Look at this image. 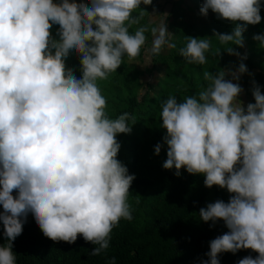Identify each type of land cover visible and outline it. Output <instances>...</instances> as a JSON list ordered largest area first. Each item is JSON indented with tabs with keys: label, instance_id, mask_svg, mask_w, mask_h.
I'll use <instances>...</instances> for the list:
<instances>
[{
	"label": "clouds",
	"instance_id": "1",
	"mask_svg": "<svg viewBox=\"0 0 264 264\" xmlns=\"http://www.w3.org/2000/svg\"><path fill=\"white\" fill-rule=\"evenodd\" d=\"M152 2L89 0V7L75 0H0V221L8 241L0 246V264H15L12 241L21 235L29 213L53 241L71 244L81 235L98 245L93 256L108 249L121 218L133 219L128 197L135 175L117 159L121 145L116 136L130 133L128 121L134 125L136 117L125 112L108 118L97 81L116 72L125 55L139 56L149 31L153 55L165 45L176 48L166 23L129 32L148 14L140 5ZM137 9L139 15L133 16ZM209 9L235 24L231 34L213 30L221 45L243 47L247 25L262 19L260 0H204L200 14L207 16ZM54 24L59 25L58 40L50 31ZM186 40L179 55L188 64H206L211 41ZM253 40L264 48V34ZM225 51L247 59L232 46ZM70 53L81 57L82 78L66 67ZM247 71L243 62L228 73L231 80L224 70L205 71L210 83L198 97L178 103L169 96L161 105L168 146L163 168L175 167L177 176L181 168L203 174L206 187L217 185L234 194L227 203L217 200L199 211L204 222L223 220L230 230L210 242L209 259L201 264H220L218 254L242 249L258 256L238 264H264V94L253 80L255 103L245 110L237 99L243 89L232 82ZM161 148L155 146L156 155Z\"/></svg>",
	"mask_w": 264,
	"mask_h": 264
},
{
	"label": "trees",
	"instance_id": "2",
	"mask_svg": "<svg viewBox=\"0 0 264 264\" xmlns=\"http://www.w3.org/2000/svg\"><path fill=\"white\" fill-rule=\"evenodd\" d=\"M75 2H84L91 6L89 0ZM260 2L261 22L257 25H247L242 37L243 41L264 59V48H258V42L253 40L254 35L264 34V0ZM210 18L209 24L206 23L204 27L193 26L191 31L194 35H200L199 38L211 41L210 50L205 53L206 64H188L184 57L179 55V49L186 46L188 36L186 28L173 21L171 29L175 35L176 48L171 50L168 57L162 59L152 55L153 63L160 62L165 74L163 80L153 85L156 96L145 95L148 92L146 91L141 100L136 98L126 83L128 66L125 64L118 71L122 75L121 81L125 85L123 87L126 96L118 94L119 88L105 90L106 95L114 94L116 103L123 101L124 113L126 111L136 117L134 125L131 120L128 121L132 128L130 133L134 134L120 133L116 136L121 145L117 159L127 167L130 175H135L128 197L133 219L129 221L121 218L110 233L108 249L93 256L91 252L95 247H99L98 245L85 241L81 235L71 244L53 241L43 235L33 214L29 213L21 235L12 241L15 264H111L113 257L115 264H201L209 259L205 254L210 251V242L230 230L223 220H217L215 223L204 222L199 217V211L217 200L227 203L234 194L217 185L206 187L203 174H190L185 168H181L180 175L177 176L175 167L163 168L168 146L164 142L167 130L162 127L161 105L169 96H175L178 103L188 96L198 97L199 92L206 89L210 83L205 80L204 72L216 74L229 65L230 58L225 47L231 44L221 45L213 30L221 34H231L235 24L218 18L213 12ZM139 27L138 24L132 25L129 32L134 34ZM93 28L95 30V26ZM58 30L57 24L50 29L52 37L57 40ZM217 49L220 50L219 55L215 54ZM80 60V55L76 53H70L65 60L66 67L72 69L78 79L82 78ZM255 82L264 94V74ZM249 88L252 103H255L252 83ZM105 98L107 104L113 102L112 98ZM106 109L110 110L108 105ZM117 113L123 114L121 111ZM117 117L118 115H115L114 119ZM158 143L162 148L160 154L156 155L154 149ZM12 194L16 197L18 192L14 190ZM2 212L0 205V213ZM3 233L4 227L0 221V246H6L8 243ZM248 256L256 258L258 253L251 249H242L235 254L222 252L218 254V259L220 264H238L240 259Z\"/></svg>",
	"mask_w": 264,
	"mask_h": 264
},
{
	"label": "rangeland",
	"instance_id": "3",
	"mask_svg": "<svg viewBox=\"0 0 264 264\" xmlns=\"http://www.w3.org/2000/svg\"><path fill=\"white\" fill-rule=\"evenodd\" d=\"M60 0H53L54 3H60ZM204 2L200 0H153L151 5H144L143 3L140 5L141 9L146 11L148 14L144 16V18L140 21L139 26L148 25L149 27L158 26L160 23H166L167 31L169 32V42L174 43L175 35L171 29V23L173 21L178 22L181 27L186 28L187 36L193 38H199L200 35H194L191 33L192 27H204L207 25L206 23H210L211 17V9H209L208 15L203 16L200 14V8ZM155 8V13L153 14V9ZM141 9H137L133 16H138ZM187 30H190V32ZM146 42L145 45L141 47L140 55L136 58L129 59L127 55L122 58V64L120 67L125 64L128 66V78H127V86L131 89V92L136 96L137 99L141 100L146 91L147 94L153 97L155 95V89H153V85L158 84V81L164 79L165 74L163 67L160 65V62L153 63L152 53L150 49L152 47L153 37L151 32L145 33ZM175 44V43H174ZM236 49V51L240 52L241 55L247 54V59L241 61L236 56L229 55L230 63L228 66L223 67L221 71H225V79L231 80L232 77L230 72H236L239 64L243 62L247 68V72L240 76V79L232 80L233 83H238L243 92L238 96V100L241 102L242 106L245 108L247 104L252 103V98L250 96V88L253 80H258L262 74H264V59H261L257 51L251 49L246 42L243 41V47H238L235 45H230ZM258 48L259 43L256 45ZM229 47V46H227ZM225 47V50L226 48ZM173 48H169L165 45L161 52L157 55L158 58L162 59L168 57ZM120 67L116 70V72L110 73L108 78L105 80H98V86L101 89L102 95L104 97L112 98L110 104L108 103L109 109H106V113L108 118L114 120V116L118 115L117 112H122L124 103L119 100L117 103L115 102L114 94L106 95L105 90H109L110 88H119L117 90L118 94L122 97H125L126 94L124 92L123 81H121V73L118 71ZM163 84V82H161ZM156 96V95H155ZM126 103V101H125ZM126 112V111H125ZM117 113V114H115ZM117 117V118H118ZM116 118V119H117ZM130 135L134 133H129Z\"/></svg>",
	"mask_w": 264,
	"mask_h": 264
}]
</instances>
